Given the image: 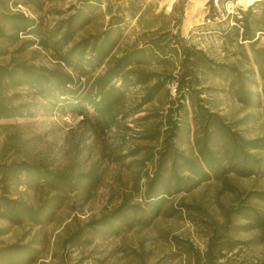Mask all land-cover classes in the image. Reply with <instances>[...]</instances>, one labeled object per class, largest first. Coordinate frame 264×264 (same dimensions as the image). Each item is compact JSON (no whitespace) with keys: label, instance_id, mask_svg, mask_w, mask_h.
<instances>
[{"label":"trees","instance_id":"1","mask_svg":"<svg viewBox=\"0 0 264 264\" xmlns=\"http://www.w3.org/2000/svg\"><path fill=\"white\" fill-rule=\"evenodd\" d=\"M100 2L77 0L67 8V16L44 26L39 19L10 9L21 4L37 12L43 8V0H0V60L6 59L0 61V118L56 109L60 114L79 115L80 123L91 121L89 131L95 135L152 100L166 106L149 116L157 122L145 138L160 137L156 156L148 153L136 161L140 166L152 163V172L145 173L142 200L135 201L131 192H125L110 211L73 230L64 240L70 247L90 243L94 237L115 236L124 228L147 225L163 209L165 212V197L190 192L203 182L223 180L232 173L264 176V134L248 138L239 129L256 120L257 109L264 117V0H255L245 9L239 7L219 22L226 52L221 60L181 36L187 0H176L168 13L133 7L130 15L136 17L141 31L119 53L115 49L124 37V13L120 6L113 8L110 0L104 9L108 15L104 29L76 39L77 32L90 21L88 10ZM208 4L213 19L216 6L213 0ZM20 35H32L34 40ZM33 45L49 50L59 64L48 67L16 57ZM233 48L236 58L230 62L227 55ZM146 65L152 68H144ZM214 79L223 85L227 96L249 112L228 122L213 110L205 94L216 89ZM169 83L174 85L176 98ZM134 86L139 87V96L127 104V91ZM20 87L26 91H18ZM163 123L161 131L158 126ZM99 175L97 163L86 171H76L73 163L51 168L38 161L0 160V218L14 225L51 221L68 194L80 191L87 199ZM9 185L15 191L19 186L43 191L45 197L33 205L19 192L10 195ZM246 198L264 202V190L250 191ZM238 220L247 222L239 224ZM254 227L264 229V211L242 202L225 210L222 222L214 221L210 226L203 251L188 240L181 244L182 251L190 256V264H216L224 257L223 251L234 246L232 232ZM39 253L31 242L0 246V264H32Z\"/></svg>","mask_w":264,"mask_h":264},{"label":"rangeland","instance_id":"2","mask_svg":"<svg viewBox=\"0 0 264 264\" xmlns=\"http://www.w3.org/2000/svg\"><path fill=\"white\" fill-rule=\"evenodd\" d=\"M43 1V8L37 12L31 10V17L39 19L44 26H51L67 16V8L77 3V0ZM108 1L101 0L88 10L90 21L77 32L76 39L100 33L104 29L108 20L104 9ZM175 1L110 0L113 8L120 6L124 13V37L116 47L115 53L130 45L141 31L136 17L130 15L133 7L139 6L140 10L148 9L153 13H168L171 9L167 8L168 5L172 6ZM251 3L249 0H218L214 11L216 17L212 19L209 17L211 9L208 0H197L194 4L187 0L180 34L188 44H194L205 50L213 59L221 60L226 52L221 44L219 22L224 20L227 14H234L237 8L245 9ZM231 21L229 18L228 22ZM20 36L34 40L32 35ZM261 43H264V38H261ZM234 52L235 48L228 51L230 62L236 58ZM16 57L31 64L48 67L59 64L49 50L41 49L37 45ZM4 60L6 59L0 61ZM144 68L152 67L146 65ZM212 84L216 89L205 96L211 99L210 106L213 110L228 122H234L249 112L243 110L234 99L222 91L223 85L217 79H214ZM168 87L172 97L176 98L173 83H169ZM17 90L25 92L26 88L20 87ZM139 91L137 86L128 89L127 104L137 100ZM165 107L160 105L158 99L152 100L124 119L118 117L117 125L103 134L95 135L89 131L91 121L80 123L81 117L71 114L68 121L64 120L56 109L47 112L35 111L32 116L0 118V160L38 161L48 164L51 168H64L73 163L76 171H86L93 163H97L100 172L99 182L91 190L89 197L84 199L80 191L68 194L54 212L51 221L40 225H14L0 218V246L31 242L40 250L39 258L32 264H190V256L183 253L181 244L188 240L195 248L203 251L210 226L214 221H223L225 210L244 202L264 211L263 201L246 198L250 191L264 190V176L243 177L232 173L223 180L203 182L190 192L165 197V212L163 209L147 225L124 228L115 236L94 237L90 243L79 247L64 245L65 238L73 230L110 211L119 203L125 192H131L135 201L142 200L145 173L152 172V163L146 161L140 166L137 162L148 153L156 156L161 146L160 137L152 140L145 136L153 123L157 122V118L149 116L156 110L162 112ZM254 112L256 120L239 127L248 138L264 134L262 111L257 109ZM125 125L128 129L124 128ZM158 128L162 131L165 124L159 125ZM184 148L186 151V145ZM8 190L10 195L19 192V196L33 205L41 203L45 197L43 191L25 190L23 186H19L15 191L13 186L9 185ZM246 222L238 220L237 223ZM231 237L235 242L234 246L225 249L224 257L216 264L264 263V229L254 227L235 231Z\"/></svg>","mask_w":264,"mask_h":264},{"label":"built area","instance_id":"3","mask_svg":"<svg viewBox=\"0 0 264 264\" xmlns=\"http://www.w3.org/2000/svg\"><path fill=\"white\" fill-rule=\"evenodd\" d=\"M217 2H218V0H213V4L215 5V6H217ZM10 9L12 10V11H17V12H21L23 15H25V16H32V14H31V11L27 8V7H25V6H23V5H21V4H17V5H15V6H11L10 7ZM62 115V119H64V120H69L70 119V114L69 113H63V114H61Z\"/></svg>","mask_w":264,"mask_h":264},{"label":"bare ground","instance_id":"4","mask_svg":"<svg viewBox=\"0 0 264 264\" xmlns=\"http://www.w3.org/2000/svg\"><path fill=\"white\" fill-rule=\"evenodd\" d=\"M191 1L193 2V4L197 2V0H191ZM249 1L253 2L254 0H249ZM170 7H171V5L169 4L167 8L170 9Z\"/></svg>","mask_w":264,"mask_h":264}]
</instances>
